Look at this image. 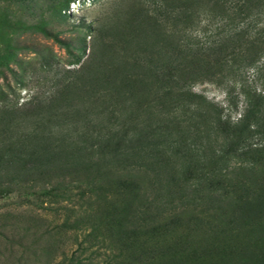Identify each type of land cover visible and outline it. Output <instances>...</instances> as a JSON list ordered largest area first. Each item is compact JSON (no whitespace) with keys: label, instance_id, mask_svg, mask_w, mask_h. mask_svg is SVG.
Returning <instances> with one entry per match:
<instances>
[{"label":"rangeland","instance_id":"1","mask_svg":"<svg viewBox=\"0 0 264 264\" xmlns=\"http://www.w3.org/2000/svg\"><path fill=\"white\" fill-rule=\"evenodd\" d=\"M0 264H264V0H0Z\"/></svg>","mask_w":264,"mask_h":264},{"label":"trees","instance_id":"2","mask_svg":"<svg viewBox=\"0 0 264 264\" xmlns=\"http://www.w3.org/2000/svg\"><path fill=\"white\" fill-rule=\"evenodd\" d=\"M246 3V2H245ZM242 93H243V95H244V97H246L247 99H249L250 100V93L248 92V91H242ZM188 94V93H187ZM192 97L194 98V96H192L191 95V97H190V99H192ZM195 98H196V96H195ZM197 98H199L200 99V97H197ZM249 104V106H250V108L248 109V111H247V114H246V120L250 117V116H254L257 112H258V109H259V106H260V103L258 102V103H255V102H253V103H251V101L250 102H248Z\"/></svg>","mask_w":264,"mask_h":264}]
</instances>
